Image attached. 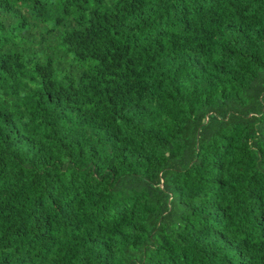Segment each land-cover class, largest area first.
Segmentation results:
<instances>
[{"label": "trees", "instance_id": "obj_1", "mask_svg": "<svg viewBox=\"0 0 264 264\" xmlns=\"http://www.w3.org/2000/svg\"><path fill=\"white\" fill-rule=\"evenodd\" d=\"M0 264H264V0H0Z\"/></svg>", "mask_w": 264, "mask_h": 264}]
</instances>
